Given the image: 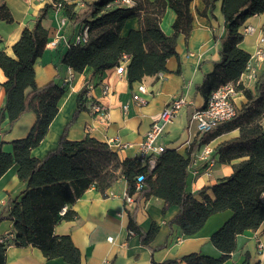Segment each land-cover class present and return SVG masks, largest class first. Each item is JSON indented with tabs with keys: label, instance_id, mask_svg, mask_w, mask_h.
Here are the masks:
<instances>
[{
	"label": "trees",
	"instance_id": "trees-1",
	"mask_svg": "<svg viewBox=\"0 0 264 264\" xmlns=\"http://www.w3.org/2000/svg\"><path fill=\"white\" fill-rule=\"evenodd\" d=\"M129 1L131 6L121 0H51L40 9L32 25L22 30L12 46L13 57L0 51V70L5 77L2 83L5 103L0 110V122L6 115L11 127L23 113L30 111L35 115L27 136L10 143L12 153L0 151V177L15 163L18 180L26 184L21 197L8 198L0 211V222L7 220L13 224L11 237L0 239V264L5 262L8 246H31L38 249L46 260L60 258L67 264H80V253L70 237L54 236V227L61 221L76 217L70 206L87 189L93 188L105 197L106 191L120 178L127 184L126 195H138V198L155 196L164 200L165 207H177L178 213L170 224L178 226L184 236L197 233L213 214L232 213L210 237L218 256L190 253L178 259L151 264H222L235 250L238 235L260 227L264 233V71L255 83L254 93L239 81L251 59L250 54L240 48L243 35L239 29L248 18L264 12V0L221 2L223 33L215 38L220 43V59L212 72L196 85V91L205 104L212 91L231 84L235 93L244 97L245 103L236 108L233 119L199 134V139L189 145L186 157L175 150L164 149L154 157L152 168L148 159L120 160L115 150L93 137L68 140L66 131L69 125L64 128L56 149L42 159L31 155L46 135L58 113V101L65 94L64 87L53 82L39 88L34 81V64L49 39V32L41 21L50 8L62 10L67 23L78 32L81 27H86L85 42L74 41L77 32L59 60L73 72L82 73L90 69L94 75H99L125 63L129 85L144 77L166 72L167 59L176 56L177 36H188L191 30L189 5L192 0ZM214 2L203 0L205 8L199 14L206 16ZM167 8L175 14L171 26L173 33L169 36L160 28ZM131 19L137 20L138 28L122 36L125 22ZM0 21L13 22L4 5L0 6ZM261 31L264 34V27ZM95 104L89 100L87 89L82 88L70 123L79 112L86 110L87 106L91 109ZM234 130L238 131L237 137L219 143L214 149L220 164L240 159L232 164V173L196 194L188 192L187 172L197 147ZM139 177L142 179L137 189ZM62 210L65 211L61 214ZM127 216V229L139 236L142 246H149L158 233V227L153 224L144 233L134 214L128 212ZM242 264H250L248 254H245Z\"/></svg>",
	"mask_w": 264,
	"mask_h": 264
},
{
	"label": "crops",
	"instance_id": "crops-1",
	"mask_svg": "<svg viewBox=\"0 0 264 264\" xmlns=\"http://www.w3.org/2000/svg\"><path fill=\"white\" fill-rule=\"evenodd\" d=\"M94 1V0H86ZM153 1V0H149ZM222 0H215L213 8L207 10L206 16L199 13L205 8L203 0H192L189 5L192 16L191 30L188 36L178 35L175 52L166 61V72L159 75L144 77L138 82L128 84L125 73L118 75L115 68L102 74L94 75L90 69L75 73L59 63L61 55L66 51L69 40L78 32L66 21L64 12L50 8L46 12L41 25L49 32V39L42 55L34 64V81L41 88L53 82L64 87L65 94L58 101V113L50 123L48 131L40 144L31 151V155L42 159L50 151L56 149L58 140L68 126L66 138L81 140L93 137L106 143L117 152L120 160L135 158L139 155L140 144L143 142L152 119L157 116L175 95H182L188 105L167 124L157 144L164 149L175 150L186 157L189 145L199 139L194 127H188L190 113L203 106L204 101L196 91V85L202 82L205 75L212 72L215 63L220 59V43L217 39L223 33L224 20L221 13ZM51 0H0V6H6L13 22L7 24L0 21V51L13 57L12 46L19 39L22 30L30 27L45 4ZM175 14L167 8L160 22V28L166 35H171ZM252 26V34L243 35L240 48L250 56L253 55L261 30L264 27V12L248 18L240 27ZM136 19L125 22L121 35L136 30ZM55 42L52 46L50 43ZM250 59L254 79L247 78V71L240 76V83L254 93L257 79L264 71V63H255ZM125 66V63H123ZM5 77L0 70V110L5 103V92L2 83ZM143 87L145 92H139ZM82 88L87 89L88 98L107 113V117L93 113L89 108L77 114L76 98ZM138 94L145 100L139 105L132 97ZM245 103L241 93L234 96V104L239 108ZM124 107H126L124 109ZM35 121L33 112L23 113L11 127L5 115L0 122V151L11 154V142L27 136ZM264 123V119L262 120ZM238 136L234 130L223 134L214 141L197 147L186 178V190L196 194L204 187L215 184L219 179L232 173V164H220L214 155L215 147L224 141ZM114 144H111V143ZM118 143L119 146H115ZM206 148L212 153L208 160L200 157ZM212 161V163H211ZM26 190V184L17 178L15 163L0 177V211L8 198H19ZM127 184L120 178L101 196L93 188L87 189L82 196L70 206L76 217L70 221L59 222L53 230L54 236H68L80 253V264H151L166 260L178 259L190 253H200L216 257L218 250L211 244V235L218 230L231 216L230 211L211 215L202 228L192 236L181 234L180 228L170 224L178 213L175 206L165 207L164 200L155 197L133 196V201L126 204ZM211 197L210 191L207 192ZM264 202V195H263ZM165 207V210H164ZM63 212L65 210H62ZM61 212V213H63ZM131 212L140 230L146 233L154 224L158 233L149 246H142L139 236L128 235L127 213ZM13 224L10 221L0 222V239L12 234ZM112 241H108V238ZM263 247L260 249L258 244ZM245 254L249 255L250 264H264V233L262 227L255 231H245L236 237V247L230 258L222 264H242ZM4 264H67L62 259L46 260L41 252L31 246L18 248L8 246Z\"/></svg>",
	"mask_w": 264,
	"mask_h": 264
},
{
	"label": "built area",
	"instance_id": "built-area-1",
	"mask_svg": "<svg viewBox=\"0 0 264 264\" xmlns=\"http://www.w3.org/2000/svg\"><path fill=\"white\" fill-rule=\"evenodd\" d=\"M123 4L128 6L132 5V2L129 0H121ZM64 24L67 21H63ZM252 26L243 27L241 34L248 35L254 32ZM86 39V27H81L77 35L74 37L76 43H83ZM52 46L55 45V42L50 43ZM254 58L255 63H264V34L261 31L258 38L257 47L251 56V59ZM246 71L248 73L247 78L254 79V72L250 65H247ZM115 72L118 75L125 73L124 66L120 63L116 68ZM161 77V73H158ZM139 92H145L143 87L138 88ZM236 95L233 85L226 84L218 87L212 91L206 100L205 104L200 108H195L192 110L189 116L188 127H194L198 134H203L211 131L213 126L219 123H224L233 119L236 115V106L234 104V96ZM132 99L137 102L139 105H144L145 100L140 98L138 94L133 95ZM188 105V101L182 95H175L171 100L166 104L164 109L152 119L150 127L145 134L143 142L140 144L138 158L141 161L148 159L149 166L152 168L154 165V157L164 151V148L157 144V140L162 135L164 128L169 124L179 112ZM126 107H124L125 109ZM93 113L101 115L103 118L107 117V113L99 105L95 104L91 107ZM111 144H114L113 142ZM115 146H119L118 143H115ZM212 150L206 148L201 155L202 160H208ZM212 163V161H211ZM141 177L138 178L137 189H139V183ZM133 198L131 196H125L126 204L132 203ZM63 212V211H62ZM62 214V213H61ZM133 233L128 230V235ZM9 236L8 238H10ZM3 240V239H1ZM108 241H112V238H108ZM258 247L261 249L263 245L258 244ZM102 264H108V261L105 260Z\"/></svg>",
	"mask_w": 264,
	"mask_h": 264
},
{
	"label": "rangeland",
	"instance_id": "rangeland-1",
	"mask_svg": "<svg viewBox=\"0 0 264 264\" xmlns=\"http://www.w3.org/2000/svg\"><path fill=\"white\" fill-rule=\"evenodd\" d=\"M172 122V121H171Z\"/></svg>",
	"mask_w": 264,
	"mask_h": 264
}]
</instances>
